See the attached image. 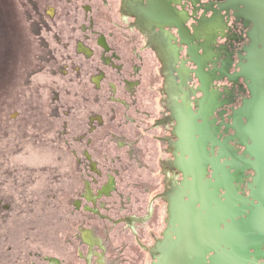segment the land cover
I'll list each match as a JSON object with an SVG mask.
<instances>
[{
  "label": "flooded vegetation",
  "instance_id": "af4514ba",
  "mask_svg": "<svg viewBox=\"0 0 264 264\" xmlns=\"http://www.w3.org/2000/svg\"><path fill=\"white\" fill-rule=\"evenodd\" d=\"M94 1H34L40 30L52 40L43 75L56 81L42 88L53 102L36 99V108L22 111L20 90L7 96L3 113L1 99L0 142L8 136L14 155L23 140L73 147L75 184H63L59 198L103 228L79 222L71 237L87 247L73 245L70 264H164L177 234L207 218L210 194L238 206L253 200L256 173L244 162L253 158L235 127L237 111L251 97L250 81L240 73L252 24L229 8L232 0H101L113 18L101 25ZM111 26L126 47L116 50L109 42L102 30ZM136 102L142 106L134 111L138 117H128ZM103 142L108 151L96 152ZM122 161L124 173L116 167ZM120 176L128 179L123 188ZM28 203L40 204L34 195ZM118 220L123 257L121 251L107 255L113 252L109 224ZM84 230L92 231L90 239L82 237ZM34 252L43 264H66ZM261 252L258 263L264 262V244Z\"/></svg>",
  "mask_w": 264,
  "mask_h": 264
},
{
  "label": "rangeland",
  "instance_id": "374dc122",
  "mask_svg": "<svg viewBox=\"0 0 264 264\" xmlns=\"http://www.w3.org/2000/svg\"><path fill=\"white\" fill-rule=\"evenodd\" d=\"M34 1L38 2V0H0V100L4 101L12 92L22 91L23 95L18 96L17 103L22 111L36 108L38 100L42 105H51L53 101L47 100L48 95L42 87L46 82L56 81L45 79L43 75L48 71L43 62L48 60L52 51V40L51 37L46 39L45 32L40 30L42 18ZM91 8L98 20L97 23L102 25L106 21L109 23L113 21V18L107 14L111 11L103 6L101 0L91 3ZM102 31L109 38V42H113L112 45L116 50L123 45L126 47L124 43L122 45V39L116 27H106V30ZM31 85L33 88H26ZM81 89L82 94L84 91L87 92L83 87ZM65 99L68 102L71 101L69 104L73 106L72 97ZM139 107L142 108L140 103H131L128 117L137 118L138 115L136 116L134 111ZM66 120L71 121L72 114L67 116ZM22 143V150L14 155L9 143L0 142V197L2 199L0 264H43L35 256L37 253L34 251L48 252L50 255L65 259L66 264H70L74 258L73 245H80L83 250L87 247L86 243L82 241L78 243L71 237L77 232L79 222L86 223V227L93 228L97 225L100 230L103 228L99 220L92 219V222H85L86 215L83 211L76 212L71 202L66 201L67 198H59L61 195L59 191L63 184H75L74 177L70 175V168L75 163L71 150L73 147L69 145L60 147L46 141L31 145L28 140H23ZM137 146L140 147L141 144ZM109 147H106L104 142L100 143L96 147V152L99 148H102V152H107ZM105 162H99V165L106 164ZM116 167L124 173L123 161ZM135 169V167L132 168L133 171H136ZM119 180V186L122 188L128 182L127 177L124 176H120ZM32 195L35 200H39L38 206L28 203ZM42 201H49V203L41 206ZM30 205L33 208H30ZM100 213L106 214L104 210ZM117 216L118 214L111 212L112 218ZM120 221L118 220V224L113 226L109 224V231L112 234L110 247L113 252L108 250L107 255L121 251V257L124 256L125 239L121 229L123 223ZM91 232L84 230L82 237L90 239Z\"/></svg>",
  "mask_w": 264,
  "mask_h": 264
},
{
  "label": "water",
  "instance_id": "95a60500",
  "mask_svg": "<svg viewBox=\"0 0 264 264\" xmlns=\"http://www.w3.org/2000/svg\"><path fill=\"white\" fill-rule=\"evenodd\" d=\"M229 8L247 25L252 24L247 61L240 73L250 81L251 97L237 111L235 127L246 144L245 154L253 158H244L246 166L256 173L250 194L253 200L250 206L244 202L238 206L210 194L213 206L205 208L207 218L177 234L167 247L173 253L164 264H264L257 262L264 244V0H232ZM202 205L205 207L206 200Z\"/></svg>",
  "mask_w": 264,
  "mask_h": 264
},
{
  "label": "trees",
  "instance_id": "16d2710c",
  "mask_svg": "<svg viewBox=\"0 0 264 264\" xmlns=\"http://www.w3.org/2000/svg\"><path fill=\"white\" fill-rule=\"evenodd\" d=\"M9 105H10V102H8V100L6 101V99L4 100V102H2V109L1 110L3 113H6L8 111ZM23 123H24V121H23ZM4 130L5 129H2V131H4ZM8 140H9V138H8V136H6L5 139L1 140V142H3V141L7 142Z\"/></svg>",
  "mask_w": 264,
  "mask_h": 264
}]
</instances>
